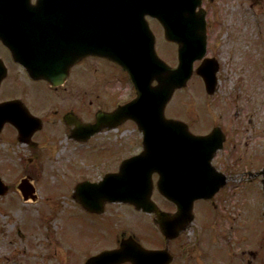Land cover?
<instances>
[{"label": "flooded vegetation", "instance_id": "flooded-vegetation-1", "mask_svg": "<svg viewBox=\"0 0 264 264\" xmlns=\"http://www.w3.org/2000/svg\"><path fill=\"white\" fill-rule=\"evenodd\" d=\"M32 1L35 3L37 0ZM207 1V52L202 60L194 63V69L201 68L207 78H211L216 71V91L210 95L203 77L194 73L188 87L176 91L174 95L187 90L193 83L188 97L192 99L197 87L204 90V113L182 117L176 114L175 106L170 102L166 117L184 121L194 134L205 136L214 130L224 134V148L216 153L212 165L224 175L225 186L216 200H203L211 207L213 217L217 218L218 214L214 216L213 212L218 209L216 202L236 195V185H240L247 173L250 175L248 168L255 157L248 149L249 142L242 136L251 129L249 124L253 120L248 118L250 116L212 113L217 107L223 85L222 55L227 52V44L218 34L215 19L211 20V16H215V12L210 10L214 0ZM64 6H80V0L48 2L47 14L51 16L48 19L55 20L59 13L56 9ZM157 28L162 30L159 24ZM158 45L159 55H165L168 64L175 67L178 64V45L166 40H159ZM0 59V73L1 66L6 70L4 76H0V114L13 121L0 123V139L8 145L24 146L30 151L31 159L50 154L58 147L67 150L63 169L66 178L60 179L58 196L70 200L68 207L71 210L65 211V218L75 213L79 225L71 241L67 239L72 236L67 235L65 227H62L56 244L48 242V229L44 228L40 234L43 237L47 234L46 242H33L34 246L32 243L27 246L29 264H88L101 253L114 250H121L126 258L99 259L92 264H204V219L196 214L194 220L189 221L187 215L179 216L175 203L162 204L157 189L158 173L150 175L152 200L168 214L169 236L162 232L155 213L139 210L134 205L108 202L103 204L101 212L96 211L100 197L92 184L101 181L106 174L118 173L124 160L146 149L143 134L133 120L115 117L98 119L99 114H113L136 97L127 73L108 59L89 56L73 64L67 74L56 82L34 78L1 40ZM96 124L104 128L97 134H89L86 126ZM215 143L213 139L211 144ZM243 146L247 147L248 153L240 152ZM152 150L166 151L160 147H153ZM132 169L129 173L127 171V175L135 177L136 172ZM26 176L32 177L31 174ZM129 179L132 184L147 182L146 178ZM98 219L111 222V227L97 231ZM167 221L164 223L167 224ZM217 223L215 220L209 227L214 228ZM229 233L236 235L234 227L227 229L228 242L223 245L228 247L233 257L235 255L239 261L245 262V258L235 251L236 243L232 241L235 236ZM108 235L110 240L106 241ZM245 254L255 255L252 251L243 252ZM251 262L249 260V264Z\"/></svg>", "mask_w": 264, "mask_h": 264}, {"label": "rangeland", "instance_id": "rangeland-1", "mask_svg": "<svg viewBox=\"0 0 264 264\" xmlns=\"http://www.w3.org/2000/svg\"><path fill=\"white\" fill-rule=\"evenodd\" d=\"M218 21L222 41L227 44L222 55L223 85L218 98L217 107L212 113L223 112L232 116L247 114L253 120L251 129L242 135L249 142L248 149L255 156V164L250 168L264 166V0H214L212 4ZM190 90V89H189ZM188 90V91H189ZM190 94V92H188ZM203 95L195 94L192 99L187 93L182 96L181 115L204 113ZM201 104V105H200ZM219 108V110H218ZM232 118V117H231ZM248 126V127H249ZM0 139V176L11 186L10 193L0 197V264H29L28 245L48 239L47 234H40L48 229L49 240L56 244L59 232L65 227L66 234L74 240L78 230L75 213L70 218L65 211L71 210L70 200L55 195L59 193L60 179L64 175V159L67 150L58 147L50 154L31 159V153L24 146L8 145ZM247 147L240 149L248 153ZM3 160V156H5ZM241 167H243L241 163ZM26 174H31L35 181L39 199L36 202H24L17 191V185ZM246 179H249L247 176ZM237 192V193H236ZM236 195L222 201L218 210L226 225L217 223L212 234L218 232L216 240L208 241L204 237V264H246L229 253L227 243V227H234L236 234L235 251L256 249L258 253L245 254V261L252 264H264V216L263 190L259 181H247L235 189ZM200 219H204V227L214 224L216 218L210 212L206 202L195 203ZM132 218V215L128 216ZM137 218V217H136ZM234 225V226H233ZM97 231L107 230L111 222L97 220ZM241 229L238 231V228ZM210 236L209 232H207ZM109 235L106 241H109ZM34 242V243H33ZM222 242V243H221ZM231 243V242H229ZM215 245V247L213 246ZM221 245V246H219ZM219 246V248L217 247ZM216 258H212L211 252ZM257 255V256H256ZM255 257V258H254ZM222 262L220 263V259Z\"/></svg>", "mask_w": 264, "mask_h": 264}, {"label": "water", "instance_id": "water-1", "mask_svg": "<svg viewBox=\"0 0 264 264\" xmlns=\"http://www.w3.org/2000/svg\"><path fill=\"white\" fill-rule=\"evenodd\" d=\"M124 2L125 4L122 5L121 0H113L114 5L112 6V9H110L111 11H109L107 19L113 18L119 19V21L128 19L129 22L109 24L108 28L112 30V35L110 37V33L108 34V37H110L109 47H101V50L104 52L102 54H105L106 56L128 67L129 72L134 77L136 82H138L137 85L139 86V89L146 87L148 83H151L156 78L160 83V114H162L163 107L171 97L173 90L183 86L190 77L192 73L193 60L189 61L190 58H188V55L184 57L181 53L180 65L178 69L170 70L166 65L162 64L155 55L153 36L148 28L147 22L145 21V16L149 14L159 18L165 27L168 39L179 43L183 42L186 46L188 45V42H190L192 46L197 44L196 49L193 51V54L197 57L200 56L198 54L204 50L205 45L204 14L202 12H196L201 0H124ZM26 9H29L27 4ZM132 25L140 27L141 33L133 34L131 30L128 32V26L130 27ZM107 30H105L104 26L102 36H107ZM138 42H140V44ZM91 46L94 47V45ZM86 48L88 49L82 48L80 52L77 51L76 58H80L88 52L101 53L97 50H90L89 48L91 47ZM144 53L153 65L157 66L159 63V65L167 68H163L161 71L150 72L148 74L149 77H147L148 79H146V70L137 68L140 66L137 61L142 59ZM43 76L51 79L52 73L45 72L43 73ZM133 105L129 106V108ZM126 110L127 109H125V111ZM161 120L164 121L163 118H161ZM169 123L175 124V122ZM171 128L172 131L176 133L177 138L187 140L189 143H195L200 146L205 144V140L202 138H195L192 140L191 137H189L188 131L185 129H181L180 131L178 127L173 125H171ZM172 143L173 146H187L186 143H179L178 140L176 142L173 141ZM212 187L213 186L210 184L193 185L192 188L194 191L192 192L191 197H186V193L183 190L182 196H179L178 199L171 196L169 191H163V193L168 198L178 200L179 204L180 202H183L186 209L189 210L191 209L192 203L195 199L209 195L207 190H216ZM216 187L218 188V186ZM20 188L23 190L25 198L27 199L28 191H26L24 186H21ZM5 192L6 187L2 185L0 180V194H4ZM110 193L114 196L113 200L133 202L140 208L150 210V207L146 205L147 201L143 200L142 197L125 196V192L122 190H112ZM104 256L110 255L104 254Z\"/></svg>", "mask_w": 264, "mask_h": 264}]
</instances>
